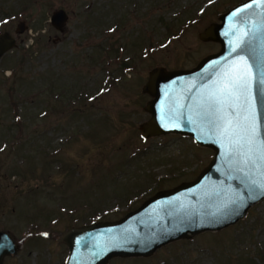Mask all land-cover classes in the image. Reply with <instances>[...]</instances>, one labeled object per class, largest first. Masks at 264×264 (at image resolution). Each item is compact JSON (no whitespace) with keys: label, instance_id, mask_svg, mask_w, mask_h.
<instances>
[{"label":"rangeland","instance_id":"374dc122","mask_svg":"<svg viewBox=\"0 0 264 264\" xmlns=\"http://www.w3.org/2000/svg\"><path fill=\"white\" fill-rule=\"evenodd\" d=\"M242 1L0 0V33L16 39L0 59V231L18 248L1 264H66V231L117 221L199 175L210 149L141 137L142 87L155 67L190 69L217 52L198 35ZM60 9L63 32L50 23ZM108 264H264V200L223 230Z\"/></svg>","mask_w":264,"mask_h":264},{"label":"water","instance_id":"95a60500","mask_svg":"<svg viewBox=\"0 0 264 264\" xmlns=\"http://www.w3.org/2000/svg\"><path fill=\"white\" fill-rule=\"evenodd\" d=\"M67 20L62 9L50 17L60 32ZM26 28L19 22L15 34ZM198 38L219 44V50L190 69L155 67L149 72L142 87L150 97L144 106L149 117L139 131L146 140L165 135L191 138L210 149L212 159L194 180L158 191L117 221L66 231L61 238L68 250L66 264L147 258L173 242L235 225L264 200V0L237 4ZM14 47V36L0 33V59ZM226 72L228 78L244 77L247 86L222 94ZM252 126L255 143L250 145ZM17 249L0 231V264Z\"/></svg>","mask_w":264,"mask_h":264},{"label":"snow or ice","instance_id":"6c2138e0","mask_svg":"<svg viewBox=\"0 0 264 264\" xmlns=\"http://www.w3.org/2000/svg\"><path fill=\"white\" fill-rule=\"evenodd\" d=\"M241 61H243V57H241ZM226 81L223 83L220 92L227 93L228 95H231L233 91L237 88H244L247 85L243 83L244 77L242 76H237L234 78H228L230 77V73H225ZM230 123V122H229ZM248 143L254 144L255 143V127L252 126L250 129V136L248 139ZM261 159H264V154L261 155Z\"/></svg>","mask_w":264,"mask_h":264},{"label":"trees","instance_id":"16d2710c","mask_svg":"<svg viewBox=\"0 0 264 264\" xmlns=\"http://www.w3.org/2000/svg\"><path fill=\"white\" fill-rule=\"evenodd\" d=\"M133 61L134 59L125 60L123 63L120 64V70H124V72L130 71V69L132 68Z\"/></svg>","mask_w":264,"mask_h":264}]
</instances>
